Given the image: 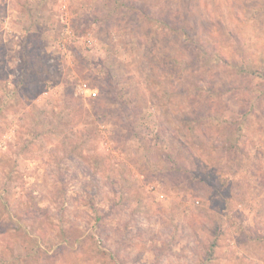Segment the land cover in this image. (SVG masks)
Segmentation results:
<instances>
[{
	"label": "rangeland",
	"instance_id": "rangeland-1",
	"mask_svg": "<svg viewBox=\"0 0 264 264\" xmlns=\"http://www.w3.org/2000/svg\"><path fill=\"white\" fill-rule=\"evenodd\" d=\"M0 264H264V0H0Z\"/></svg>",
	"mask_w": 264,
	"mask_h": 264
},
{
	"label": "trees",
	"instance_id": "trees-1",
	"mask_svg": "<svg viewBox=\"0 0 264 264\" xmlns=\"http://www.w3.org/2000/svg\"><path fill=\"white\" fill-rule=\"evenodd\" d=\"M179 30L181 32V35L184 38H186L188 36V32L186 30V26L185 25L181 26L179 28ZM230 38H232V40H230L231 43L236 42V39H237L236 37H230ZM205 53L211 59H214L216 61H223L224 64H226V66H229L230 68H233L234 69V68H237L238 66H241L242 67V70L244 71V73L248 74V76H256V73L259 72V74H260V70L263 69V68H259L258 66H255V65L245 66L243 64V60H240V62H236V61H234L231 58H225L224 59V58H222L223 57L222 54H220L219 52L207 50ZM257 77H258V75H257ZM216 247H217L216 239L211 240L208 243V247H207L208 250H206L207 251V254L208 253H211V251H213V249L216 248Z\"/></svg>",
	"mask_w": 264,
	"mask_h": 264
}]
</instances>
